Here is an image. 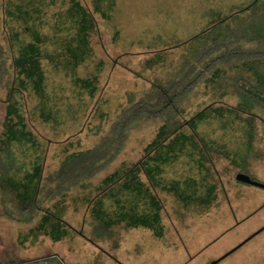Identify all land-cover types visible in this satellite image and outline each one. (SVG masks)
Segmentation results:
<instances>
[{"label": "rangeland", "instance_id": "obj_1", "mask_svg": "<svg viewBox=\"0 0 264 264\" xmlns=\"http://www.w3.org/2000/svg\"><path fill=\"white\" fill-rule=\"evenodd\" d=\"M263 92L264 0H0V263L264 264Z\"/></svg>", "mask_w": 264, "mask_h": 264}, {"label": "trees", "instance_id": "obj_2", "mask_svg": "<svg viewBox=\"0 0 264 264\" xmlns=\"http://www.w3.org/2000/svg\"><path fill=\"white\" fill-rule=\"evenodd\" d=\"M256 70V69H253ZM242 94L248 95V89L247 87H240ZM180 90V89H179ZM264 94V92H263ZM254 95V94H253ZM263 96L261 95L260 97H257L255 95V98H258L259 101L264 103L263 100ZM137 106H134V108H138L137 111H135V109H133L134 113L130 111V113H125L124 116L122 117V119L120 118L117 123L113 126L112 128V134H111V138L109 140V143H113V141H117V143H119V145L121 146L126 138V133L127 131L133 126L135 125V123L137 121H139L142 118H149V117H166L168 115V113L171 111V107L174 105L175 107V96H170L169 91L167 90L166 87H164L163 85H156V90L155 92H150V94H148L145 98L140 99L139 101L136 102ZM9 114L7 113V116ZM116 143V144H117ZM151 145V144H149ZM111 146L106 147V153L109 154L110 152V148ZM119 147L116 150L117 152L113 155H111V157L115 156L118 152H119ZM149 152V151H148ZM110 155V154H109ZM68 161L69 159H71V155H69L67 157ZM110 160L112 158H109ZM108 160V162L110 161ZM84 164H86L84 162ZM88 166V161L87 164ZM82 167L80 170H84L87 169V166ZM103 167V166H101ZM99 171V168H98ZM118 173V171H115L114 173H112L111 175H108L105 178L106 182H111L114 178V176H116V174ZM33 194H34V207L39 209L38 205L36 204V196L38 193V185L35 186V188L32 190ZM30 202V201H28ZM30 214L31 216H33L31 210H30ZM32 218V217H31ZM30 218V219H31Z\"/></svg>", "mask_w": 264, "mask_h": 264}, {"label": "water", "instance_id": "obj_3", "mask_svg": "<svg viewBox=\"0 0 264 264\" xmlns=\"http://www.w3.org/2000/svg\"><path fill=\"white\" fill-rule=\"evenodd\" d=\"M263 100H264V96H263ZM236 178L241 181V182H244V183H247V184H251V185H255V186H258V187H261V188H264V183H261L255 179H253L249 174L247 173H244V172H239L237 175H236ZM221 259V258H220ZM220 259H217L215 261H213L211 264H217L219 262Z\"/></svg>", "mask_w": 264, "mask_h": 264}, {"label": "flooded vegetation", "instance_id": "obj_4", "mask_svg": "<svg viewBox=\"0 0 264 264\" xmlns=\"http://www.w3.org/2000/svg\"><path fill=\"white\" fill-rule=\"evenodd\" d=\"M263 228H264V227H263ZM263 228H262V229H263ZM262 229H261V230H262ZM259 231H260V230H259ZM257 232H258V231H257ZM257 232L253 233L252 236H254ZM233 250H234V249H233ZM230 252H231V251H230ZM230 252H229V253H230ZM0 264H25V262H24V261H20V260H19V261H16V260L13 261V260H12V261H9V262H8V261H7V262H6V261H5V262H1ZM217 264H218V263H217Z\"/></svg>", "mask_w": 264, "mask_h": 264}]
</instances>
